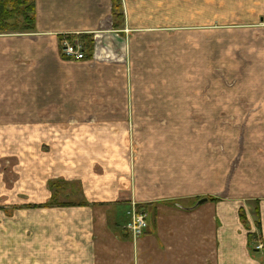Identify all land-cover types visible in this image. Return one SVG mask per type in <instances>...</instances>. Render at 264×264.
<instances>
[{
    "label": "crops",
    "instance_id": "0c3cea01",
    "mask_svg": "<svg viewBox=\"0 0 264 264\" xmlns=\"http://www.w3.org/2000/svg\"><path fill=\"white\" fill-rule=\"evenodd\" d=\"M173 1L121 0L116 28L112 0H34V29L0 34V170L19 174H0V264H264V0H245L221 79L206 45L189 56L182 99L136 82L158 69L149 43ZM68 38L82 60L63 55ZM217 121L245 122L241 151L240 124L208 146ZM132 204L148 216L137 238Z\"/></svg>",
    "mask_w": 264,
    "mask_h": 264
},
{
    "label": "rangeland",
    "instance_id": "374dc122",
    "mask_svg": "<svg viewBox=\"0 0 264 264\" xmlns=\"http://www.w3.org/2000/svg\"><path fill=\"white\" fill-rule=\"evenodd\" d=\"M248 5L249 4H247L245 0H178V2L173 1L172 3H168L165 8H163L165 24L156 29V32L153 31V33L162 34V42L157 44L154 42L149 43L151 49L150 53L157 56V59L160 61V64L159 62L154 63L157 64L158 69H140L137 74L138 79H136V82L153 85L154 87L156 85L160 86L162 92L158 96L163 98H186V90L179 91L177 89L179 85L176 84V79L180 77L181 84L187 83L188 58L194 54H196L197 58L198 56H203L204 45H206V49L208 50L207 55L209 54V58L211 59L210 69H208L211 73V77L216 81L221 79L220 77H223L226 72L225 69H222L223 67L221 68L219 66V53L226 39L229 40L235 34L241 35V33H243L242 29L245 27L238 26L236 23L247 20L250 21L249 18L252 17V10L247 7ZM168 22L172 23L169 24ZM246 33L250 34V32ZM197 36L198 41L193 43L192 40H195L196 38L194 37ZM204 39L206 42L203 41ZM153 96H155V90L153 91ZM65 124L66 129L68 125L76 126L77 129L80 123L74 122ZM127 124L130 126L129 123ZM130 124H132L130 128L133 129H140L145 125L150 127L154 125V123L134 122ZM167 124L168 123H162L164 127ZM237 124L240 125L236 127ZM224 125L227 127L230 126L228 128L232 129H235V127L237 128L234 141L240 150L243 141L245 142V138L242 135V130H245V122H215L214 128L212 129L213 136L208 146L220 152V147H222L224 141L219 133L224 128ZM69 128L72 127L70 126ZM232 129L228 131H232ZM168 140L171 139L169 138ZM240 154L241 153L237 156L239 157ZM136 156H138V153L129 154L131 158H135ZM236 160L237 157L230 163L231 171L229 170V175L232 171H235ZM6 162L10 161L7 160ZM0 174L4 177H19L16 170H0ZM69 189L70 187H68L67 191H69Z\"/></svg>",
    "mask_w": 264,
    "mask_h": 264
},
{
    "label": "trees",
    "instance_id": "16d2710c",
    "mask_svg": "<svg viewBox=\"0 0 264 264\" xmlns=\"http://www.w3.org/2000/svg\"><path fill=\"white\" fill-rule=\"evenodd\" d=\"M113 17L116 21V28L123 22V12L121 0H112ZM34 0H0V34L29 32L35 26ZM73 41L72 38H68ZM85 46L89 47L91 41L84 40ZM214 200V199H211ZM140 208V206H138ZM127 211V210H126ZM258 216V208L255 209ZM244 221L245 216L241 214ZM249 241L257 240L256 236L249 234Z\"/></svg>",
    "mask_w": 264,
    "mask_h": 264
},
{
    "label": "built area",
    "instance_id": "2783aa9c",
    "mask_svg": "<svg viewBox=\"0 0 264 264\" xmlns=\"http://www.w3.org/2000/svg\"><path fill=\"white\" fill-rule=\"evenodd\" d=\"M61 51L67 58L74 60H82L84 58L83 45L79 41L63 40L61 43ZM127 221L125 224V231L132 238H137L144 234L148 229V216L144 209L139 208L138 205L132 204L126 211ZM261 244L257 246L260 248Z\"/></svg>",
    "mask_w": 264,
    "mask_h": 264
},
{
    "label": "water",
    "instance_id": "95a60500",
    "mask_svg": "<svg viewBox=\"0 0 264 264\" xmlns=\"http://www.w3.org/2000/svg\"><path fill=\"white\" fill-rule=\"evenodd\" d=\"M206 200H207L206 198L200 199L199 201H197V205L200 204V203H202V202H204V201H206Z\"/></svg>",
    "mask_w": 264,
    "mask_h": 264
}]
</instances>
